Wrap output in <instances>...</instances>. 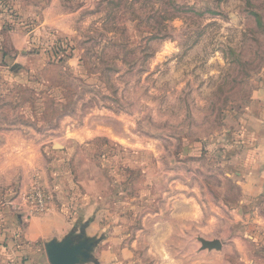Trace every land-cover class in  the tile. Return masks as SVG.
I'll use <instances>...</instances> for the list:
<instances>
[{"label": "rangeland", "instance_id": "374dc122", "mask_svg": "<svg viewBox=\"0 0 264 264\" xmlns=\"http://www.w3.org/2000/svg\"><path fill=\"white\" fill-rule=\"evenodd\" d=\"M258 90L264 0H0V258L264 264Z\"/></svg>", "mask_w": 264, "mask_h": 264}, {"label": "crops", "instance_id": "0c3cea01", "mask_svg": "<svg viewBox=\"0 0 264 264\" xmlns=\"http://www.w3.org/2000/svg\"><path fill=\"white\" fill-rule=\"evenodd\" d=\"M256 98L262 102H264V90H258L256 93ZM257 151L259 153L260 162L264 164V140L259 144ZM261 173V172H260ZM251 180L249 181L250 184H248V189L252 190L251 194H255L256 190H258V195H261L264 193V174H260V176H253L251 175ZM258 183V185H257ZM260 183V184H259ZM256 185V186H255ZM61 222V224L59 223ZM64 220L61 216L57 214L51 215V217H47L41 220H33L31 221V225L28 226L26 230H28L26 235V247L31 248V245L36 244L39 241H44L43 239L47 238L48 236H54L58 235V231L62 232V229H66V227H63ZM50 239V238H49ZM1 240H4L1 238ZM0 240V249L5 251H12L13 247L17 246L19 247V242L16 239L9 238V240L1 241ZM12 253L9 252V254L4 257L3 259L0 258V264H22V255L19 254L18 256L12 255ZM34 258V257H33ZM43 262L44 259H42ZM48 261V259L46 258ZM30 264V263H29Z\"/></svg>", "mask_w": 264, "mask_h": 264}, {"label": "water", "instance_id": "95a60500", "mask_svg": "<svg viewBox=\"0 0 264 264\" xmlns=\"http://www.w3.org/2000/svg\"><path fill=\"white\" fill-rule=\"evenodd\" d=\"M202 245H203V249H209V250H221L222 249V243L219 240L216 241H206V240H202ZM49 256L51 259V262L53 264H58V263H63L64 261H67V257L68 255L62 256V254H56V256H54V252L51 251L49 252ZM67 259V260H66Z\"/></svg>", "mask_w": 264, "mask_h": 264}]
</instances>
